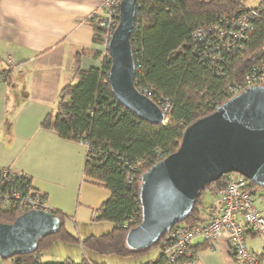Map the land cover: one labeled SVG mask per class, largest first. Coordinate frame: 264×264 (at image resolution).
<instances>
[{"label":"trees","instance_id":"obj_1","mask_svg":"<svg viewBox=\"0 0 264 264\" xmlns=\"http://www.w3.org/2000/svg\"><path fill=\"white\" fill-rule=\"evenodd\" d=\"M241 7H247L243 0L136 1L135 27L130 35L134 85L146 89L157 105L169 104L165 123L146 122L119 104L108 83L111 65L108 55L100 51V65L86 70L79 65L81 53L74 56L73 76L59 91L41 126L51 128L67 141L87 142L84 174L110 191L96 211L95 220L108 222L111 227L102 234L81 238L65 227V215L53 211L60 219L59 230L40 238L33 252L11 257L15 264H107L86 253L79 261L69 257L42 261L43 252L58 242L77 243L96 254L120 257L143 256L159 249L156 256L140 264H165L160 248L167 232L141 251L127 248L124 242L126 232L140 222L139 176L176 150L186 126L227 100L229 88L264 58L262 18L253 22L254 28L241 47L223 53L213 63L203 57V45L191 37L194 29L231 17ZM84 21L93 26V39L102 43L103 29L98 27L97 19L88 16ZM230 174L222 175L203 190L225 186ZM127 176L131 177L129 181ZM202 191L187 218L173 226H193L202 221L203 209L199 206ZM21 213L8 211L0 219L12 222Z\"/></svg>","mask_w":264,"mask_h":264},{"label":"crops","instance_id":"obj_2","mask_svg":"<svg viewBox=\"0 0 264 264\" xmlns=\"http://www.w3.org/2000/svg\"><path fill=\"white\" fill-rule=\"evenodd\" d=\"M104 1L0 0V60L10 54L17 63L7 81L0 82V168L27 174L32 186L44 194L47 206L65 215L69 231L68 224L76 225L81 238L92 234L96 226L107 229L101 225L104 221L95 220V213L110 191L85 176L86 147L62 139L41 122L71 80L77 53H81V69L100 65L102 45L93 39V26L84 18L100 13ZM210 203L202 208L203 216L215 204L214 196ZM254 236L246 230V245L264 254V246L258 250L252 243ZM192 244L199 264H237L223 236L212 243L197 237ZM158 252L122 257L123 264H140ZM78 255L68 257L79 261L83 256ZM0 264L15 261L0 259Z\"/></svg>","mask_w":264,"mask_h":264},{"label":"water","instance_id":"obj_3","mask_svg":"<svg viewBox=\"0 0 264 264\" xmlns=\"http://www.w3.org/2000/svg\"><path fill=\"white\" fill-rule=\"evenodd\" d=\"M136 1L119 2V20L107 48L108 83L119 104L139 119L165 123L164 111L134 85L130 35ZM228 173L264 186V86L250 85L188 124L176 150L140 174V222L126 232V247L141 251L155 244L187 218L207 185ZM59 227V217L45 210H27L12 222L0 221V259L33 252L40 238Z\"/></svg>","mask_w":264,"mask_h":264},{"label":"built area","instance_id":"obj_4","mask_svg":"<svg viewBox=\"0 0 264 264\" xmlns=\"http://www.w3.org/2000/svg\"><path fill=\"white\" fill-rule=\"evenodd\" d=\"M119 2L105 0L100 5L101 12L90 15L97 19L98 27L103 29L102 55H108L109 39L119 20ZM259 18L264 19V0L257 7H241L231 17L194 29L191 37L203 45V57L213 63L221 59L223 53L241 47L254 28L253 22ZM16 66L10 54L1 59L0 82L7 81L10 71ZM250 85L264 86V58L254 64L238 83L232 85L228 93L231 97ZM137 90L149 97L146 89ZM158 106L166 113L169 104ZM78 143L84 145L87 151V142ZM130 179L127 176V181ZM259 187L243 175L231 173L225 186L212 188L215 204L201 222L193 226L178 224L166 233L160 248L165 264H199L192 240L201 237L212 243L222 236L227 238L230 253L237 264H264V254L249 248L245 242L246 230L255 236L264 237V211L255 203L257 199L264 202ZM13 210L53 212L47 206L44 194L32 186L27 174L10 167L0 168V216Z\"/></svg>","mask_w":264,"mask_h":264},{"label":"rangeland","instance_id":"obj_5","mask_svg":"<svg viewBox=\"0 0 264 264\" xmlns=\"http://www.w3.org/2000/svg\"><path fill=\"white\" fill-rule=\"evenodd\" d=\"M244 4L247 7H255L257 6V4L259 3V0H243ZM260 193L264 194V186H260L259 187ZM212 193V194H211ZM213 196L215 198V194L211 189H205L202 191L201 193V203L199 204V206L201 208H205L207 206H209V204H211L210 202L213 201ZM256 205L262 209L264 211V202H261L259 199H257L255 201ZM106 224H101V225H107V229L110 227H108L109 223L105 222ZM71 228V231L73 232L74 235H78V232L81 233V231H79L77 229V226L74 224H68ZM107 229H102L100 226H96L94 227L92 230V234L94 235H98V234H102L104 232H106ZM82 230V229H81ZM82 232L84 234H87V231H83ZM81 237V236H80ZM253 238L252 243H254L257 247L258 250L261 249L262 246H264V237H260V236H254L251 237ZM156 249L152 250L155 251ZM51 252V256L53 257H49V253ZM78 253L81 257L85 255H88L90 258L99 261V262H106L107 264H123V259L120 256L117 255H111V254H96L94 252H90L88 250H84V248L81 249L80 244L77 243H62V242H58L57 244L53 245L51 248H49L48 250L44 251L42 256H41V260L42 261H46V260H63L65 258H67L68 256H71L73 258V256ZM81 254V255H80ZM73 255V256H72ZM60 259H58V257H60ZM69 257V258H71Z\"/></svg>","mask_w":264,"mask_h":264}]
</instances>
